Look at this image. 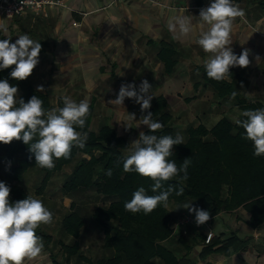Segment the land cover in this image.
<instances>
[{"label": "trees", "instance_id": "trees-1", "mask_svg": "<svg viewBox=\"0 0 264 264\" xmlns=\"http://www.w3.org/2000/svg\"><path fill=\"white\" fill-rule=\"evenodd\" d=\"M196 1L199 6H203V0ZM239 1L233 0V3L237 4ZM174 52L172 48L163 47L160 53L169 73L174 64L170 62V56ZM14 67L0 69V81L7 80L10 86L18 88L17 99L22 98L27 103L35 95L43 100L45 112L50 111L49 97L36 90L29 77L22 81L11 77L10 73ZM201 70L202 79L214 89L218 97L224 98L232 93V84L225 80L218 82L210 79L205 67ZM238 106L241 110L238 120L241 121L247 119L242 115L243 112L264 109L263 103L244 99L238 100ZM61 107L63 105L60 104L59 108ZM148 111L153 113L154 121L162 123L163 128L155 133H151L148 128L144 133L155 134L158 137L171 135L175 138L177 134L167 100L162 96L156 98ZM91 122L90 107L85 127L76 129L88 133L85 147L81 149L73 146L70 158L54 159L55 167L52 169L36 165L34 154L22 140H13L9 144L0 143V169L3 165L11 164L10 168L3 171V175L0 171V182L10 187V202L15 203L27 196L33 197L23 181L30 169L39 167L44 174L38 191L36 190L38 194L45 192L53 173L71 169L72 174L68 176L63 186V193L72 198L75 192L77 194L91 190L96 198L103 200L101 205L94 208L91 219L101 230L103 249L107 250L110 256L98 259L95 264H197L190 258L197 247L199 260L216 256L231 258L249 250L252 239L241 238L235 231L230 234L213 235L208 244L206 237L200 234L190 241L180 235L177 244L185 250L183 254L180 249L175 250L167 246L175 235L174 227L177 225V220L168 207L159 205L148 215L143 212L134 214L124 208L125 203L132 199L134 192L140 187L145 189L147 195L159 194L151 191L154 182L150 178L143 177L135 171L123 170L124 159L133 151L131 144L124 137L118 136L116 130L110 126H102L97 132L91 131ZM183 139L184 144L173 146V155L169 160L175 161L179 167L183 160L188 159L190 161L188 179L182 180L181 173V177L164 183L161 191L173 189L168 205L176 204L179 207L189 203L210 205L211 209L208 210L210 217L243 211L248 216L247 227L252 231L262 230L264 156L254 155L253 142L246 139L245 129L231 119L223 118L211 129L203 124L189 127ZM108 170H111V176L106 174ZM181 188L183 193L177 195ZM43 204L46 207L44 201ZM70 209L72 212L62 219L60 231L61 234L76 241L72 246L65 245L62 241L58 243L66 251L65 264H70L74 257L86 264H92L80 253L77 241L86 226L80 214V207L72 202ZM43 237L46 239L45 245L48 249L52 244V236ZM53 259L58 264L56 257Z\"/></svg>", "mask_w": 264, "mask_h": 264}, {"label": "crops", "instance_id": "crops-1", "mask_svg": "<svg viewBox=\"0 0 264 264\" xmlns=\"http://www.w3.org/2000/svg\"><path fill=\"white\" fill-rule=\"evenodd\" d=\"M54 1H59L61 6L47 9L40 17L26 14L20 18L7 19L0 13V24L8 29L6 33L0 30V40L11 38L10 42L15 43L20 35L28 34L33 40L40 42L42 49L39 54V63L29 76L35 89L43 86V91L39 92L46 94L49 100L55 97L57 109L60 104L63 105L62 97L64 96H69L77 103L87 100L92 108L91 131H93L95 118H102L99 120L103 123H100L101 127H112V120L120 123L122 128L126 123L131 124V129L126 127L125 130L112 127L118 136L124 137L131 144L133 132L137 131L139 121L147 112L141 113L140 105L130 98H125L122 106L113 105L109 101L116 99L122 84H135L138 90L143 80L150 81L149 75L154 73L153 67L151 68L149 64L152 57L163 67L165 77L162 82L172 80V84L174 79L171 78L180 60L185 59V56L189 55L187 51L192 50L187 49L188 44L191 41L194 42L193 38L197 39L202 28L207 26L204 24L201 27L202 21L199 17L200 10L207 7L205 0H203V6H199L196 0ZM237 5L245 10L249 27L236 19L231 47L237 56L244 49L249 50L250 64L245 68L239 66L230 68L232 75L225 81L232 84V93L224 98L217 96L219 103L216 102V108L222 107V103L230 106L228 112L224 114L222 110L219 111L220 115L216 118L214 115L218 110L215 106L208 108L207 119L210 123L214 122L212 127L223 118L234 122L239 119L241 110L238 100L244 99L264 104V0H240ZM177 17H188L191 20L193 30L189 35L181 36L178 29L176 33L169 31V23L175 22ZM163 47L172 48L175 51L170 56V62H174L170 73L160 56ZM199 48L202 50V58L209 59L211 54L205 53L200 45ZM198 58L201 61V57ZM202 67L204 63L196 66V76L206 84L202 79ZM140 71L148 72L146 78L137 76ZM42 75H46L45 79L35 84L34 82L41 79ZM162 82L157 80L156 83ZM150 84L153 91L162 85ZM199 85L200 82L195 81L194 91L200 88ZM243 90L246 91L245 95L241 94ZM233 93L236 95L233 96ZM160 96L167 100L165 96L158 95L153 97L152 103ZM167 102L169 105L168 100ZM191 102H197L195 97L185 99V103ZM188 115L192 117L191 112ZM193 117L199 120L197 115ZM144 128L139 134L145 132L148 126L145 125ZM139 134L136 139L139 138ZM176 134H179L177 130ZM131 147L133 148L132 145ZM10 167L11 164L3 165L0 169L1 175ZM32 171H35L36 180L30 188L27 182L29 173ZM43 175L39 167H34L25 174L23 179L29 193L42 202L48 188L47 186L43 194L37 193ZM205 206L211 209L210 205ZM50 211L53 212L52 209ZM46 226L42 224L36 230L37 235L43 238L42 253L32 260H26L25 264H56L53 259L55 255L50 254V250L45 245L46 239L43 236L49 235L45 233ZM238 235L241 238H251L253 241L246 253L231 258L216 256L199 262L202 264H264V254H259L256 250L257 246L264 248V228L258 232L247 228L245 235ZM220 260L226 262H220ZM56 262L61 264L58 260ZM199 262L197 264H201Z\"/></svg>", "mask_w": 264, "mask_h": 264}, {"label": "clouds", "instance_id": "clouds-1", "mask_svg": "<svg viewBox=\"0 0 264 264\" xmlns=\"http://www.w3.org/2000/svg\"><path fill=\"white\" fill-rule=\"evenodd\" d=\"M10 16V15H9ZM201 27L206 24L207 30L200 33L197 43L210 58L204 61L207 76L215 81H224L230 77V68L249 66V50L244 49L239 56L234 54L231 47L234 22L237 18L244 19L246 12L233 0H213L207 8L199 13ZM169 31L181 36L192 32L191 20L188 17H177L175 22L168 25ZM0 30L5 33L7 27L0 24ZM11 38L0 40V69L15 66L10 75L16 80H25L39 63L42 49L40 42L30 38L28 34L20 35L15 43ZM38 91H43L39 86ZM18 88L10 86L7 80L0 81V143L9 144L13 140H22L34 154L35 163L41 168L55 167L54 159H68L73 146L84 148L88 138L83 129L90 115V105L87 100L75 102L69 96L62 97L63 107L45 112L43 100L32 96L27 103L17 99ZM236 93H233L235 96ZM155 96L152 85L143 80L139 89L135 84H122L116 99L109 103L122 106L125 98L133 99L140 105L143 115L140 124L148 126L151 133L163 128L162 123L152 119L151 100ZM247 119L236 123L246 132V139L253 142L254 155L264 156V109L248 110L242 113ZM134 119V115H132ZM35 141V142H34ZM184 144L182 136L177 134L157 136L141 132L139 138L131 143L133 151L123 162L125 172H133L150 178L153 193L147 195L140 187L134 192L132 199L126 202L124 208L131 213H152L159 205L168 207L172 188H164V183L176 177L186 181L190 161L183 160L181 166L169 160L173 155V146ZM31 159V157H29ZM112 175L111 170L106 173ZM183 193V188L177 195ZM10 187L0 182V264H25L26 260L38 257L43 249V238L37 235V228L42 224H51L53 214L39 199L27 198L10 202ZM190 213L195 214L197 226L205 225L210 220V213L206 210L185 205Z\"/></svg>", "mask_w": 264, "mask_h": 264}, {"label": "rangeland", "instance_id": "rangeland-1", "mask_svg": "<svg viewBox=\"0 0 264 264\" xmlns=\"http://www.w3.org/2000/svg\"><path fill=\"white\" fill-rule=\"evenodd\" d=\"M212 0H205V5L208 7L212 3ZM193 6V3H192ZM206 7V8H207ZM240 22L247 25V19L246 17L244 19L237 18ZM208 26H204L202 28V31H206ZM249 27V26H248ZM252 28V27H250ZM253 30V29H252ZM199 39V37L193 38L194 42L191 41V43L188 44L187 49H192L191 52L187 51L189 55L185 56V59L180 60L178 67L176 68L175 74L171 79H174V81L171 84V81L166 80L164 83L162 82L163 77H165L163 67L159 64L153 57L150 59L149 64H151V68L153 67V72L150 73L149 79L150 83L158 84L159 88L157 90H154L155 96L163 95L167 98L169 101V112L171 113L173 117V126L178 131L179 135L184 138V132L186 128L188 127H196L200 124L207 125L208 128H211L214 125V122H208L207 116L209 115L208 108L211 109L212 106L217 107V103H219V99H217V94L213 91V89L205 84L203 81L199 79L196 72V66L200 63H204L206 61L204 58H202V50L199 48V44L196 43V41ZM140 45V44H139ZM143 45V44H142ZM198 57H201V61ZM150 58V55H149ZM153 63V64H152ZM148 73V72H147ZM146 72L140 71L137 73L138 77L146 78L147 75ZM46 75H42L41 79H38L35 84H38L40 80H44ZM157 80L159 82H162L161 84L156 83ZM200 82V88L194 91L193 84L195 81ZM207 85V86H205ZM246 91H241V94L245 95ZM89 95H93L90 94ZM101 96V95H100ZM195 97V100L197 102H191L190 104L185 103L186 98H192ZM241 97V96H240ZM90 98V97H87ZM51 102V110L57 109V100L55 97L50 98ZM217 102V103H216ZM152 103V101H151ZM185 103V104H184ZM213 104V105H211ZM222 107L220 106L218 111L215 113V118L220 115L219 111H223V114L228 112V108L230 105H226L225 103H222ZM50 110V111H51ZM138 111V109H137ZM192 113V117L189 116V113ZM146 114V113H145ZM193 115H197L198 118L195 119ZM232 118V117H231ZM96 121L94 123L93 131L97 132L99 130V127L103 124L102 122H99V120H102V118H95ZM112 119V116H111ZM110 119V120H111ZM115 120H112V127L118 129L122 128L120 127V123H115ZM100 123H102L100 125ZM145 125L140 124L137 126V131L133 132V141L137 138L139 132L141 130H144ZM182 126V127H181ZM128 127L131 129V124L126 123L124 124L123 130ZM54 175L51 178L50 184H48L47 193L44 195V202L46 205V208L50 211L53 210V222L51 224H46L45 227V233L52 236V244L49 245L48 249L50 250V254H54L56 259L61 262V264H65L66 261V251L61 248L58 243L62 241L65 245L72 246L73 243L76 241L74 239H71L63 234H61L60 228H61V222L62 219L72 212L70 210V204L71 201L75 202L77 206L80 207V214L82 218H84L86 226L84 231L81 234V237L79 240L80 245V253L89 259L92 264H95L96 261L100 258H108L110 256V253L107 250L103 249V234L101 230L98 229L96 224L91 219V214L97 206L101 205L103 203V200L96 198L95 194L89 190L87 192H79L76 194H72V198L68 197L65 193H63V186L65 182L68 180V176L72 174L71 169H63L61 171H57L53 173ZM27 180V179H26ZM36 180V174L35 171H32L29 173L28 176V184L31 188V185L34 184ZM192 207H196L199 209H203L208 211L209 209L204 205H193L188 204ZM49 206V207H48ZM184 207V206H183ZM179 207L176 204H170L168 205V209L170 212L175 216L177 220V225L173 224L175 226V235L167 244V246L171 247L172 249H180L181 253H185V250L182 249L178 244L177 240L180 235L185 236L188 241H190L194 236L200 234L203 237H206L208 234H230L231 232L235 231L238 234L245 235V231L247 230L246 220L248 219L247 214H245L243 211L234 213V214H221L217 217H211L210 220L202 226H197L195 223V214L190 213L188 209ZM51 212V211H50ZM186 216V217H185ZM187 219L190 224H187L185 222V218ZM258 232V231H255ZM262 246H257L256 250L259 251V254H264V248L261 249ZM199 247H197L192 254L190 255L191 259L194 260L196 263H198L200 260L198 259V252ZM220 262H226L225 260H220ZM201 263V262H199ZM70 264H86L82 260H78L77 257H74L71 260ZM202 264V263H201Z\"/></svg>", "mask_w": 264, "mask_h": 264}, {"label": "built area", "instance_id": "built-area-1", "mask_svg": "<svg viewBox=\"0 0 264 264\" xmlns=\"http://www.w3.org/2000/svg\"><path fill=\"white\" fill-rule=\"evenodd\" d=\"M58 6H61L60 2L54 0H0V13L7 19L20 18L26 14L39 17L47 9ZM187 219L190 218H185V222L190 224ZM212 237L213 234L211 233L207 235L206 244L210 242Z\"/></svg>", "mask_w": 264, "mask_h": 264}]
</instances>
